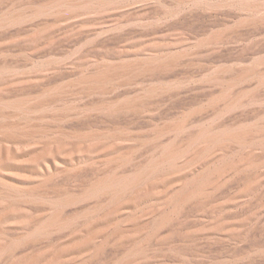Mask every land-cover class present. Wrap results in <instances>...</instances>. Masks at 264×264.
Wrapping results in <instances>:
<instances>
[{
  "label": "rangeland",
  "instance_id": "374dc122",
  "mask_svg": "<svg viewBox=\"0 0 264 264\" xmlns=\"http://www.w3.org/2000/svg\"><path fill=\"white\" fill-rule=\"evenodd\" d=\"M0 264H264V0H0Z\"/></svg>",
  "mask_w": 264,
  "mask_h": 264
}]
</instances>
